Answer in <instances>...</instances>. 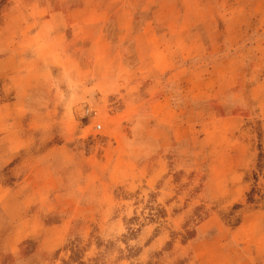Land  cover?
<instances>
[{
    "label": "rangeland",
    "instance_id": "rangeland-1",
    "mask_svg": "<svg viewBox=\"0 0 264 264\" xmlns=\"http://www.w3.org/2000/svg\"><path fill=\"white\" fill-rule=\"evenodd\" d=\"M0 60V264H264V0H0Z\"/></svg>",
    "mask_w": 264,
    "mask_h": 264
},
{
    "label": "crops",
    "instance_id": "crops-1",
    "mask_svg": "<svg viewBox=\"0 0 264 264\" xmlns=\"http://www.w3.org/2000/svg\"><path fill=\"white\" fill-rule=\"evenodd\" d=\"M3 61L0 60V63L3 64ZM16 101L21 100H15L14 105H10L9 101L0 102V138L4 139V144L0 147V166L10 161L23 140L19 129L17 130L21 126V109Z\"/></svg>",
    "mask_w": 264,
    "mask_h": 264
}]
</instances>
